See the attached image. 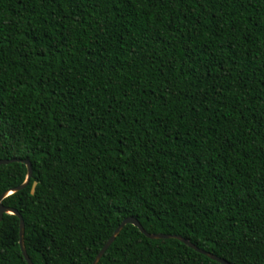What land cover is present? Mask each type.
<instances>
[{
  "label": "trees",
  "instance_id": "obj_1",
  "mask_svg": "<svg viewBox=\"0 0 264 264\" xmlns=\"http://www.w3.org/2000/svg\"><path fill=\"white\" fill-rule=\"evenodd\" d=\"M14 159L33 176L2 204L34 264H93L130 217L264 264V0H0ZM27 174L0 166V197ZM0 264H27L10 214ZM98 264L221 263L128 224Z\"/></svg>",
  "mask_w": 264,
  "mask_h": 264
},
{
  "label": "water",
  "instance_id": "obj_2",
  "mask_svg": "<svg viewBox=\"0 0 264 264\" xmlns=\"http://www.w3.org/2000/svg\"><path fill=\"white\" fill-rule=\"evenodd\" d=\"M12 162H21V163L25 164L26 167H27V170H28V174H27L26 181H25V183L23 185L6 192L5 194H3V196L0 197V220H2V218H3V216L5 214L14 215V216L19 218V220H20V247H21V251L23 253V257L26 260L27 264H34L32 262V260L30 259V257L28 256L26 248H25V244H24L25 223H24V220H23L21 214L17 210L9 209V208L4 207V205L2 204V202H3V200L5 198L9 197L10 195H12L14 193H17V192L23 190L27 186L28 182L31 180V178L33 176L32 164L28 160H15L14 159V160H0V166L7 165V164H10ZM35 187H36V184H34V186H33L32 194H34ZM128 224H131V225L137 227L142 234H144L146 237H148V238H150L152 240H157V239H177V240H180L185 245H187L188 247L194 249L198 253H201V254H203L205 256H208L211 259H213V260H215V261H217V262H219L221 264H230L226 260H224V259H222L220 257H217L216 255H213V254H211V253L199 248L198 246L194 245L189 240H187V239H185V238H183L181 236H178V235H167V234H149L143 228L141 223L136 218H133V217L126 218L125 220H123V222L118 226V228L115 230V232L111 236V238L105 243L103 248L100 250V252L96 256L93 264H98L100 262V260L106 254V252L108 251L110 246L113 244V242L116 239V237L124 229V227L126 225H128Z\"/></svg>",
  "mask_w": 264,
  "mask_h": 264
}]
</instances>
